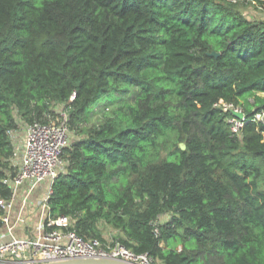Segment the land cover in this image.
<instances>
[{
  "label": "trees",
  "instance_id": "obj_1",
  "mask_svg": "<svg viewBox=\"0 0 264 264\" xmlns=\"http://www.w3.org/2000/svg\"><path fill=\"white\" fill-rule=\"evenodd\" d=\"M240 1L0 0V199L16 172L9 131L58 105L71 140L53 217L85 238L105 223L154 264H264V123L251 120L264 20ZM221 100L243 110L241 135Z\"/></svg>",
  "mask_w": 264,
  "mask_h": 264
},
{
  "label": "built area",
  "instance_id": "obj_2",
  "mask_svg": "<svg viewBox=\"0 0 264 264\" xmlns=\"http://www.w3.org/2000/svg\"><path fill=\"white\" fill-rule=\"evenodd\" d=\"M216 105L233 113L243 112L240 107L223 100ZM68 120L64 108L58 110L57 117L48 122L36 120L26 124L21 120L20 124H25L26 131L24 141L22 144L20 142L21 149L17 148L19 128L9 131L15 152H22L19 153L17 162L13 160L15 174L4 179V183L11 188L12 195L9 199H0L3 212L0 215V264H33L89 256H111L142 264H154L153 257L136 254L114 237L110 240L85 238L78 234L71 217L51 215L49 199L52 184L62 170L64 150L71 140ZM251 120L264 123V109L256 112ZM229 122L234 134L241 135L247 117L244 114L243 118H239L234 113ZM43 184L48 185L47 192L42 198L32 202L33 192ZM20 195L22 199L18 207L16 203ZM37 212L38 219L34 220ZM17 228L21 230L19 235L15 233Z\"/></svg>",
  "mask_w": 264,
  "mask_h": 264
},
{
  "label": "rangeland",
  "instance_id": "obj_3",
  "mask_svg": "<svg viewBox=\"0 0 264 264\" xmlns=\"http://www.w3.org/2000/svg\"><path fill=\"white\" fill-rule=\"evenodd\" d=\"M238 8L240 9V11L247 16L249 19H253V20H264V9L256 2L254 1H250V0H243L240 1L238 4ZM56 109L57 110H63V108L61 106L56 105ZM99 113L96 115V119H100L102 117V114L100 113L101 110H98ZM60 112V111H59ZM25 124L21 123L19 125V132H20V138L17 142V148H20V142L24 141L25 135H26V131H25ZM71 134V131H70ZM178 141L176 135L171 136V139H169L166 143L167 146L172 145L174 142ZM22 152V151H19ZM19 152H15V157H14V161H18V157H19ZM64 165V162H63ZM63 168V166H62ZM61 168V169H62ZM48 190V185L45 184V191L43 194H45ZM168 215H166L165 217H162L163 220L167 219ZM103 239L106 240H110V238L117 236L116 234L118 233V231H116L115 229H111L109 225H106L105 223L103 224ZM117 240V239H116ZM120 241V240H118ZM179 248H181V246H179ZM157 264H162L161 261H158Z\"/></svg>",
  "mask_w": 264,
  "mask_h": 264
},
{
  "label": "water",
  "instance_id": "obj_4",
  "mask_svg": "<svg viewBox=\"0 0 264 264\" xmlns=\"http://www.w3.org/2000/svg\"><path fill=\"white\" fill-rule=\"evenodd\" d=\"M212 55L217 56L218 53L213 52ZM234 113L239 118L244 117L243 112L234 111ZM180 148L182 150H185L186 144L181 142ZM33 264H142V263L139 261H128L125 259L111 257V256H89V257L54 259L42 263H33Z\"/></svg>",
  "mask_w": 264,
  "mask_h": 264
},
{
  "label": "crops",
  "instance_id": "obj_5",
  "mask_svg": "<svg viewBox=\"0 0 264 264\" xmlns=\"http://www.w3.org/2000/svg\"><path fill=\"white\" fill-rule=\"evenodd\" d=\"M21 144H22V142H21ZM20 147H21V146H20ZM20 151H22V150H20ZM19 153H21V152H19ZM44 191H45V184H43V185H41L40 187L36 188L35 191L33 192L32 196H31L32 202H33V201H37L38 199L42 198L43 195H44V194H43ZM21 194H22V192H21ZM21 199H22V196L20 195V196L18 197V199H17V203H16L18 207L21 205ZM34 216H35L34 220H37V219H38V212L35 213ZM102 228H103V226H102ZM15 230H16V231H15L16 235H19L20 232H21V230L18 229V228L15 229Z\"/></svg>",
  "mask_w": 264,
  "mask_h": 264
}]
</instances>
